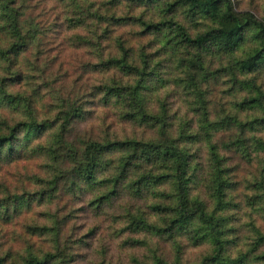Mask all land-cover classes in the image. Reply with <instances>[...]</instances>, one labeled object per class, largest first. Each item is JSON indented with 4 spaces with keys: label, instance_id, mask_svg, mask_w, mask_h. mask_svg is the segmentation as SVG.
Here are the masks:
<instances>
[{
    "label": "trees",
    "instance_id": "16d2710c",
    "mask_svg": "<svg viewBox=\"0 0 264 264\" xmlns=\"http://www.w3.org/2000/svg\"><path fill=\"white\" fill-rule=\"evenodd\" d=\"M258 1L0 0V264H264Z\"/></svg>",
    "mask_w": 264,
    "mask_h": 264
},
{
    "label": "rangeland",
    "instance_id": "374dc122",
    "mask_svg": "<svg viewBox=\"0 0 264 264\" xmlns=\"http://www.w3.org/2000/svg\"><path fill=\"white\" fill-rule=\"evenodd\" d=\"M258 3H259V7L261 8V9H264V4H261V2L260 1H258ZM201 157H204L202 154H200L199 155V158L200 159H202ZM119 211H120V209H118V208H116V209H109V210H106V214H108V216H110V219H112V220H109V219H107L106 220V222H107V224L108 225H111V227L109 228L110 230L108 231V234H112L113 232H115V230L117 229V227L119 226L118 225V222H116V220H114V216H116L118 213H119ZM89 215H91V213L89 214ZM95 221H96V219H95ZM89 226H91V224L89 225ZM119 250H118V248H115V250H114V252H110V253H108L107 255L109 256V257H112L114 254H116V253H119L118 252ZM101 253V252H100ZM99 253V254H100ZM103 253V252H102ZM104 256V255H103ZM96 258H97V256H96ZM95 258V259H96ZM98 259V258H97ZM97 259H96V262H97Z\"/></svg>",
    "mask_w": 264,
    "mask_h": 264
}]
</instances>
